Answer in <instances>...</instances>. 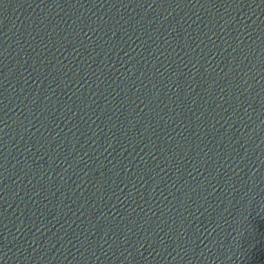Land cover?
I'll return each instance as SVG.
<instances>
[{
	"label": "water",
	"instance_id": "95a60500",
	"mask_svg": "<svg viewBox=\"0 0 264 264\" xmlns=\"http://www.w3.org/2000/svg\"><path fill=\"white\" fill-rule=\"evenodd\" d=\"M0 264H264V0H0Z\"/></svg>",
	"mask_w": 264,
	"mask_h": 264
}]
</instances>
